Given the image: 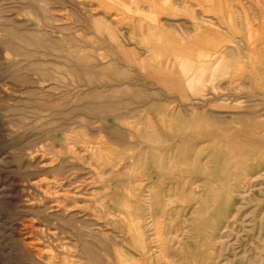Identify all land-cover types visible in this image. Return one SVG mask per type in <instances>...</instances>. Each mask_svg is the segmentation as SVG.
Masks as SVG:
<instances>
[{
    "label": "rangeland",
    "instance_id": "rangeland-1",
    "mask_svg": "<svg viewBox=\"0 0 264 264\" xmlns=\"http://www.w3.org/2000/svg\"><path fill=\"white\" fill-rule=\"evenodd\" d=\"M0 264H264V0H0Z\"/></svg>",
    "mask_w": 264,
    "mask_h": 264
},
{
    "label": "bare ground",
    "instance_id": "bare-ground-1",
    "mask_svg": "<svg viewBox=\"0 0 264 264\" xmlns=\"http://www.w3.org/2000/svg\"><path fill=\"white\" fill-rule=\"evenodd\" d=\"M198 53V52H197ZM198 55V54H197ZM192 78V77H191Z\"/></svg>",
    "mask_w": 264,
    "mask_h": 264
}]
</instances>
